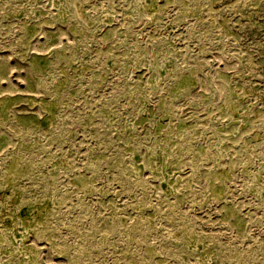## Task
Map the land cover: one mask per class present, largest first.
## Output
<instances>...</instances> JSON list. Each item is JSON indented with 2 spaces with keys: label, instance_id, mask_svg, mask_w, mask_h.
<instances>
[{
  "label": "rangeland",
  "instance_id": "rangeland-1",
  "mask_svg": "<svg viewBox=\"0 0 264 264\" xmlns=\"http://www.w3.org/2000/svg\"><path fill=\"white\" fill-rule=\"evenodd\" d=\"M0 264H264V0H0Z\"/></svg>",
  "mask_w": 264,
  "mask_h": 264
}]
</instances>
